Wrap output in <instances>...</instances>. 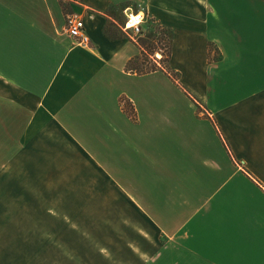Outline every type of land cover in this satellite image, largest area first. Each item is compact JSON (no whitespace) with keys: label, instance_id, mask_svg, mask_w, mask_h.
Here are the masks:
<instances>
[{"label":"crops","instance_id":"0c3cea01","mask_svg":"<svg viewBox=\"0 0 264 264\" xmlns=\"http://www.w3.org/2000/svg\"><path fill=\"white\" fill-rule=\"evenodd\" d=\"M30 1L0 0L9 242H32L48 219L33 212H65L71 196L74 233L77 214L104 218L106 238L154 263L264 264V0L76 1L88 46L61 33L50 0ZM135 2L174 29L168 71H130L139 47L104 32L112 5Z\"/></svg>","mask_w":264,"mask_h":264},{"label":"rangeland","instance_id":"374dc122","mask_svg":"<svg viewBox=\"0 0 264 264\" xmlns=\"http://www.w3.org/2000/svg\"><path fill=\"white\" fill-rule=\"evenodd\" d=\"M30 1V0H27ZM38 0H31L27 5L33 3ZM82 0H50V6L53 5L54 11H57L56 21H60L63 25L61 33H64V27L66 28V20L69 14L75 13L72 7ZM23 2H16L18 6H21ZM140 3V2H138ZM137 2L131 3H123L116 4L111 10L108 11L112 15L113 19L109 20V28H111L114 34L126 36L130 42L136 44L140 49V41L147 40L148 48H145L146 53L140 55L141 60L146 62L148 67H152L154 65L160 64V66L168 67V55L170 48V37H164L162 30L159 31L155 29V37L149 39L151 36L149 35L147 21L144 25L143 34L141 35H133L131 31H124V14L123 11L126 8L125 6H132L134 9H139L140 5ZM141 6L144 7L145 3L141 2ZM125 5V6H124ZM125 7V8H124ZM35 8V4H34ZM32 10L37 9V7ZM52 9V8H51ZM31 10V11H32ZM33 12V11H32ZM150 16V15H149ZM151 17V16H150ZM35 16L32 17L34 21ZM115 23H111V22ZM60 24V23H59ZM228 24L227 20H224V25ZM58 26V23H57ZM60 27V26H59ZM62 27V26H61ZM123 27V28H122ZM216 28L213 24L210 26L212 29ZM170 29V28H169ZM174 29L171 28L173 32V36H171V54L170 58H172V52L177 49V45H175L176 41L174 40ZM164 37V38H163ZM215 37V36H210ZM152 40L155 42L153 44ZM77 41V40H76ZM211 42V41H210ZM156 48L157 53L155 55H150L151 47ZM175 47V48H174ZM210 49L212 52L216 54L215 46L210 45ZM171 62V59L169 60ZM170 70V69H169ZM172 76H175L174 72L170 71ZM177 75V74H176ZM178 76V75H177ZM179 77V76H178ZM228 77V76H227ZM225 77V78H227ZM181 85L182 88H186L188 81L184 76L181 75ZM179 79V78H178ZM184 84V85H183ZM218 86V83L211 87V89L215 90ZM188 87V86H187ZM234 84L230 81V83H221L219 82V90L231 91L233 90ZM178 89V88H177ZM197 91L205 90V85L198 82L194 88ZM71 196L66 200V210L65 212H57L53 211L48 213L46 216V211H34L33 212V220H39L41 218H48L47 220L40 221L42 226L36 225L32 227V242L27 243L26 246L24 244H11L9 242V237L11 233L9 231V227L6 226L5 220L2 219L1 216V224H0V264H157L154 263L152 258V251H149L148 257H142L138 255L137 252L133 251V249L129 246L128 243L121 241L119 237L115 238L109 235L108 238L105 237V227L104 223L106 220L104 218L98 219V224L96 227L90 228L88 225V216L87 212H82L77 214V217H80L79 223L82 225L80 232H73L72 222L74 213L72 211H68V207L72 208L71 205ZM6 219L8 218L9 212H4ZM53 214V215H51ZM65 216V223H62L63 217ZM49 220V221H48ZM39 224V222H38ZM70 226V227H69ZM79 226V224H78ZM14 231V230H13ZM22 233H24V228H21ZM9 233V234H8ZM90 233L94 235L102 234L103 237H97L96 240L90 239ZM17 246V247H15ZM144 246L146 248L151 249V244L147 243V240L144 241ZM26 251V252H25ZM26 253V254H25ZM27 255V257H22Z\"/></svg>","mask_w":264,"mask_h":264},{"label":"built area","instance_id":"2783aa9c","mask_svg":"<svg viewBox=\"0 0 264 264\" xmlns=\"http://www.w3.org/2000/svg\"><path fill=\"white\" fill-rule=\"evenodd\" d=\"M124 14V31H131L133 35L143 34L144 25L150 18L146 9L142 6L139 9H134L128 6L123 11ZM66 32L69 36L76 39L77 44L88 46L90 37L86 30V25L83 17L78 13L69 14L66 20Z\"/></svg>","mask_w":264,"mask_h":264},{"label":"trees","instance_id":"16d2710c","mask_svg":"<svg viewBox=\"0 0 264 264\" xmlns=\"http://www.w3.org/2000/svg\"><path fill=\"white\" fill-rule=\"evenodd\" d=\"M114 6L115 5H112L109 9L111 10V8H113ZM125 7H128V6L126 5ZM108 10L106 12V15L109 18L113 19L112 15L110 14V12ZM148 22H149V25H148L149 35L151 36L149 39H152V38H154L156 36L155 33H154L155 29L158 30V31L161 29L163 34H164V37H167V36L170 37V48H168L169 49L168 62H169L170 54H171V36H173V32L171 31V29L166 28L160 22H158L157 20H155V19H153L151 17L148 19ZM111 23H115V22L113 21ZM112 31L113 30L111 28H109V26L107 25V27H106L104 32H105V34L108 37H112L113 36V35H111V34H113ZM114 37H124V33H123V35L115 34ZM152 42H153V44H155V42L153 40H152ZM139 45H140V55H142V54L144 55L146 53L145 48L146 47L148 48V41L143 39V40L140 41ZM150 52H151L150 55H155L157 53V50L153 46V48L151 47ZM140 55H138L137 57H135V58H133L132 60L129 61L128 69L130 71H132L134 73H137L138 75H144V74H148V73H151V72H154V71L165 70V69L168 71V68L160 66V65H158V66L154 65L152 67H148L146 65V62H144V60H141V58H140L141 56ZM124 103H126V101Z\"/></svg>","mask_w":264,"mask_h":264}]
</instances>
